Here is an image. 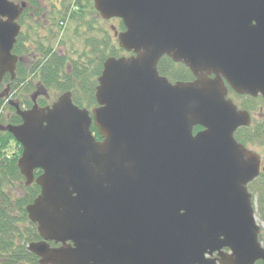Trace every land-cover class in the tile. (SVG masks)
<instances>
[{"label": "water", "instance_id": "1", "mask_svg": "<svg viewBox=\"0 0 264 264\" xmlns=\"http://www.w3.org/2000/svg\"><path fill=\"white\" fill-rule=\"evenodd\" d=\"M93 2L121 19L115 36L133 54L104 61L98 105L80 108L70 91L45 107L12 100L22 122L0 126L23 147L26 184L41 188L26 207L41 239L27 249L40 264H264L248 190L264 166L238 143L250 115L226 93L228 83L264 97V0ZM26 7L0 0V83L22 61L13 50ZM165 55L196 79L170 82Z\"/></svg>", "mask_w": 264, "mask_h": 264}, {"label": "trees", "instance_id": "2", "mask_svg": "<svg viewBox=\"0 0 264 264\" xmlns=\"http://www.w3.org/2000/svg\"><path fill=\"white\" fill-rule=\"evenodd\" d=\"M29 1L32 3L33 8H36V11L33 8H29L24 17L20 19L22 24L33 20L29 12H34L36 16L41 15L39 2L37 0ZM93 5V0H69L66 3H61V9L54 11L52 15L54 25L57 24V21L60 24L65 23L64 25H67L70 20L79 21L84 20L86 16H99L100 14ZM122 24L120 20V30L124 29ZM42 25L44 24L39 22L37 27L42 29ZM23 30L18 40H16L17 43L13 52L23 57V59L29 56V61L31 62L27 63L23 60L18 63L16 69L18 77L17 80L12 82V90L18 93L16 95L21 99V105L31 107L33 105L32 94L43 85L49 88L48 91H56L50 95L51 97L59 96L61 93L70 90L73 101L77 105L91 109L96 104L94 88L97 86V78L100 77L105 59L109 56H120V53L124 52V50L113 44L108 34H106L100 46L94 45L95 57L89 59L85 54L86 61L71 60L67 54L53 50V43H50L52 36H48L42 41H35L34 47H29L23 38ZM120 30L115 29V32ZM32 52H35V56L39 57H35ZM173 63L166 55L161 57L158 64L159 72L172 80L177 78L185 79L191 75L188 68ZM35 77L37 80H34ZM38 102L40 105L49 103L46 98H39ZM2 106L3 104L0 102V109ZM14 113H11L12 116L9 119L0 118V123L7 125L20 123L21 119ZM199 128L197 127L196 129ZM96 130L97 128L92 126V131L99 138ZM235 135L238 141L244 144L255 140L262 142L264 141V126L259 127V125H256L242 128ZM12 141L15 140L9 132L0 131V264H40L39 259L27 249L28 244L40 239V236L35 228L36 226L27 218L25 207L37 197L40 187L35 183L29 186L23 184L24 178L16 166L22 152V147L19 143L15 141L18 145L17 153L7 157L9 144ZM39 173L40 171H37L36 175ZM16 182L19 183L17 187L23 191L17 197L13 195ZM249 188L251 192L254 191L258 196L259 217L264 222V173H261L255 181L250 183ZM263 237V232H261L258 237L261 242L264 241Z\"/></svg>", "mask_w": 264, "mask_h": 264}, {"label": "rangeland", "instance_id": "3", "mask_svg": "<svg viewBox=\"0 0 264 264\" xmlns=\"http://www.w3.org/2000/svg\"><path fill=\"white\" fill-rule=\"evenodd\" d=\"M68 1L69 0H54V2H56L59 7H60L61 3H66ZM51 7L52 6H50L48 8L50 11L52 9ZM51 16L52 15L49 13L48 18H50L52 20ZM36 21H38V22H36ZM39 22L41 24L42 23L45 24L44 19L37 17V18H34L31 22L27 21L25 24L24 30H23V38H24V40H26L27 45L31 48L34 47L35 41H42V40H39L40 36H44L45 34L47 35L46 32H41L42 29H40V27H37V24ZM53 23H54V21H53ZM119 24H120V20L117 18L106 21L98 15H95L92 17L86 16L84 20H79V21L78 20H70L69 23L67 24V26H64V27H62L60 22L57 21V24L54 25L55 31L57 32V34H56V39L53 42V48H55L58 51L61 50L59 52H64L65 54H67L69 56V59H71V60H82V61L85 60L86 61L85 54L88 56L89 59L92 57H95L94 45H96L97 47L100 46L102 43V39L104 38V36L106 34H108L112 43L115 44L116 46H118V41H117L116 36H114L115 33H114V30L112 28L115 27V29L120 30ZM58 25H60V26H58ZM51 31L52 30L48 31V36H52ZM28 40H29V42H28ZM51 41H52V38H51ZM33 53H35V52H32V54ZM35 54H34V56H35ZM124 54H125V52L120 53V55H124ZM35 57H39V56H35ZM26 60L29 62L30 57L27 56ZM34 80H37V78L35 77ZM3 85H5V83L2 84V86ZM3 88H4V86H3ZM54 92H56V91L52 90V93H54ZM228 93L229 94L232 93L234 95L237 94V93L231 92V91H229ZM232 99L235 102H238L237 101L238 98L236 99V97L232 96ZM240 99H246V98H240ZM259 99L260 98H258V100H255V102L260 104L261 102ZM245 101H247V100H245ZM7 110L8 109L3 108L0 111V113H2L1 114L2 116H0V118H4V115L6 114ZM263 112H264V109H263ZM258 123H259V112H256V115H255L254 120H253V124L256 125ZM262 123H264V120ZM250 144L248 147L250 149L256 151L257 153L261 154L262 161L264 164V141L261 142L260 140H255V141L250 142ZM9 145H10V147H9L8 154H9V156H11V155L13 156L14 153H17V146L18 145L15 141H12L11 144H9ZM17 186H19L18 182L15 183V188H14V192H13V195L15 197H17L18 195H21L23 193V191ZM251 193H253L255 196V203H256L255 207L257 210V216L256 217H258L259 221H261L264 224V222L259 217L260 214H259L258 196L256 193H254V191H252ZM262 232H263V236H264V227H263ZM263 244H264V241H263Z\"/></svg>", "mask_w": 264, "mask_h": 264}, {"label": "flooded vegetation", "instance_id": "4", "mask_svg": "<svg viewBox=\"0 0 264 264\" xmlns=\"http://www.w3.org/2000/svg\"><path fill=\"white\" fill-rule=\"evenodd\" d=\"M24 1L26 2L27 7L24 8L23 13H22L20 19H22V17H24V14L29 10V8H33V5H32V3L29 0H17V3H21V2H24ZM37 1L40 4L41 15L40 16H38V15L36 16L34 12H32V13L29 12L30 17H31V19H34V18H37V17H40V18L44 19L45 24L42 25V31L41 32H46L47 35L45 34L44 36H40V39L39 40H44V39L48 38V31L49 30H53L52 31V41L50 42L52 44L54 42V39L56 37L57 32L55 31V26H54V23L52 21L53 19L51 20L50 18H48V15H49V13L51 15H53V12L54 11H58V9H61V5L59 7L58 4L56 2H54V0H37ZM50 6H52L51 7L52 8L51 11L48 9ZM33 9H34V11H36V8H33ZM42 10H44L45 12L44 11L42 12ZM51 18H52V16H51ZM20 19H18V20H19V23L21 24V31H22L23 28L25 27V24H22V22H21ZM36 22H38V21H36ZM51 22H52V24H51ZM53 50L56 51V52L61 51V50L58 51L55 48H53ZM60 53L63 54L64 52H60ZM34 54L35 53H33V55ZM127 55H129V54H127ZM120 56H122V55H120ZM167 57L174 62L173 64L183 65L186 68H188L185 64H182V62L175 61L171 56L167 55ZM26 62L27 63H30L31 61L28 62L26 60ZM190 72H191V75L188 78H185V79L177 78V79L172 80L169 77L168 78H169V80L172 83H176L178 81H182L183 83L184 82H191V81H194L196 79V77H195V75L193 74L192 71H190ZM212 76H214V75H212ZM17 77L18 76L16 75L15 78L11 80V76L9 74H6L5 77H4V79H3V81L0 83V102H2V104H3V106L0 109V111L3 108L8 109L6 111V114L4 115V117L6 119H9L12 116L11 113L15 112V109L10 104H8L10 101H12V100H16L17 102L19 101L18 103L21 106V103H20L21 102V99H19L18 96L16 95L17 92L12 90V82H14L15 80H17ZM4 83H5V85H3L4 86V88H3L2 84H4ZM48 90H49V88H46L45 87L44 91H42L43 92L42 95H39V97L37 99V102L39 101V98H42L43 96L46 97V98H49V91ZM229 91L234 92V90H232L228 86V92ZM228 92H227L228 98L235 103V105L237 106V109L238 110H244V111H247L248 113H250V118H251L250 126L251 125H254L253 124V120H254V117L256 115V112H259V123L256 124V125H259V127H263L264 126V123H262L263 120H264V112H263V109H264V97L261 94H259L258 96L254 97V96H251V95H248V94H239V93H237L236 95H234L232 93L229 94ZM2 94H4V95H2ZM14 94H15V96H14ZM232 96L233 97H236V99L238 98V100H237L238 102H235L232 99ZM240 98H246V99H240ZM258 98H260L259 99L260 102H261L260 104L255 102V100H258ZM245 100H247V101H245ZM22 106L25 109L30 108V107H27L26 105H22ZM1 114L2 113H0V116H2ZM201 129L202 128L200 127L199 129H196V130L199 131ZM258 264H263V263L260 261V262H258Z\"/></svg>", "mask_w": 264, "mask_h": 264}]
</instances>
